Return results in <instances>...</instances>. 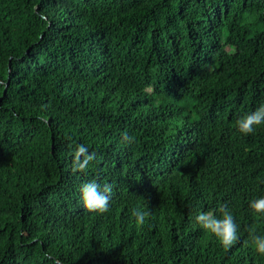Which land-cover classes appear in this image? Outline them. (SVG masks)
Masks as SVG:
<instances>
[{"label":"trees","instance_id":"trees-1","mask_svg":"<svg viewBox=\"0 0 264 264\" xmlns=\"http://www.w3.org/2000/svg\"><path fill=\"white\" fill-rule=\"evenodd\" d=\"M262 103L264 0H0V264H264ZM221 205L230 249L195 219Z\"/></svg>","mask_w":264,"mask_h":264},{"label":"clouds","instance_id":"clouds-1","mask_svg":"<svg viewBox=\"0 0 264 264\" xmlns=\"http://www.w3.org/2000/svg\"><path fill=\"white\" fill-rule=\"evenodd\" d=\"M262 124H264V103L255 111L246 113L235 121L236 128L245 136L254 134L256 128ZM122 139L129 144L134 142V137L128 136L127 133H124ZM95 159V152H89V149L83 144L77 145L73 153L72 172L74 174L87 172ZM80 192L84 208L88 212L103 214L110 210L112 184L104 183L101 185L96 181H91L82 184ZM249 207L255 214L264 216V196L253 199ZM218 211L219 216L215 212L209 211L200 213L195 219L200 227L212 234L223 248L230 249L239 238L238 224L234 215L226 206L221 205ZM131 215L135 218L137 227H141L144 225L149 213L140 208H134ZM248 233L253 251L264 257V235L257 234L255 226L250 227Z\"/></svg>","mask_w":264,"mask_h":264}]
</instances>
